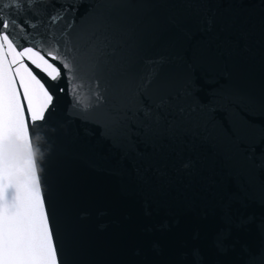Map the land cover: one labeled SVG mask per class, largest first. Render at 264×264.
I'll return each instance as SVG.
<instances>
[{"label": "water", "instance_id": "95a60500", "mask_svg": "<svg viewBox=\"0 0 264 264\" xmlns=\"http://www.w3.org/2000/svg\"><path fill=\"white\" fill-rule=\"evenodd\" d=\"M74 2L78 105L62 79L39 129L63 264H247L264 249V179L250 159L264 154V0ZM161 56L153 100L181 92L189 63L200 90L144 131V62ZM210 95L233 101L226 117L197 107Z\"/></svg>", "mask_w": 264, "mask_h": 264}, {"label": "snow or ice", "instance_id": "6c2138e0", "mask_svg": "<svg viewBox=\"0 0 264 264\" xmlns=\"http://www.w3.org/2000/svg\"><path fill=\"white\" fill-rule=\"evenodd\" d=\"M77 8L74 0H0V264H63L42 188L39 129L55 112L57 93L65 91L58 87L62 79L72 107L78 105L67 42ZM166 63L163 56L144 62L140 94L148 104L138 112L144 131L167 123L173 110L183 115L179 96L200 90L195 66L189 63L190 75L181 92H165L153 100L147 89L161 80ZM198 101L197 107L208 108L213 119L217 113L226 117L233 104L229 98L217 103L214 95ZM250 159L264 179V154L258 158L252 152ZM247 264H264V249L249 252Z\"/></svg>", "mask_w": 264, "mask_h": 264}]
</instances>
